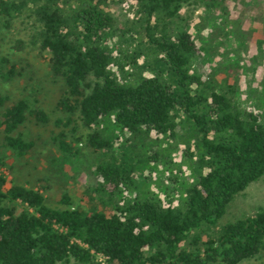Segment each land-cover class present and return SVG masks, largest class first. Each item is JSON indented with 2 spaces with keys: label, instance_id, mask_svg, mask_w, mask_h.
Returning a JSON list of instances; mask_svg holds the SVG:
<instances>
[{
  "label": "trees",
  "instance_id": "trees-1",
  "mask_svg": "<svg viewBox=\"0 0 264 264\" xmlns=\"http://www.w3.org/2000/svg\"><path fill=\"white\" fill-rule=\"evenodd\" d=\"M111 1L0 0V29L15 28L19 20L28 26L27 40H18L19 45L32 44L48 54L49 74L64 91L57 104L63 126L70 125L76 114L83 127L91 128L112 113L115 124L135 138L144 132L172 136L177 113L190 120L200 145L196 180L176 204L140 193L120 199V189L131 182L135 166V153L122 152L118 158L108 154L95 166L93 192L100 209L52 208L45 205L38 188L12 184L4 189L7 159L16 161L32 146L22 134H13L28 115L43 122L46 117L35 109L30 95L6 105L7 98L0 94L5 149L0 150V264H56L69 259L79 264H239L264 253V206L225 223L214 237L203 228L215 226L232 199L264 175L261 115L241 108L233 83L227 81L224 91L207 90V81L190 66L196 43L186 25L191 21L180 16V8L195 1L203 12L214 14L218 3L135 0L138 11L146 15L143 43L155 47L172 81L157 72L125 86L111 75L108 47L115 31L108 9ZM176 21L182 28L169 35L165 30ZM0 61L2 66L7 59ZM14 69L13 64L1 67L0 81L12 80ZM99 137L86 134L87 146L110 150V142ZM53 141L65 157L73 155L72 141L63 131ZM68 201L66 195L59 200L63 205Z\"/></svg>",
  "mask_w": 264,
  "mask_h": 264
},
{
  "label": "rangeland",
  "instance_id": "rangeland-1",
  "mask_svg": "<svg viewBox=\"0 0 264 264\" xmlns=\"http://www.w3.org/2000/svg\"><path fill=\"white\" fill-rule=\"evenodd\" d=\"M215 1L219 10L214 14L203 12L195 1L180 8V16L191 21L186 25L196 43L190 66L207 81V90L224 91L227 81L233 83L235 99L241 108L259 113L264 121V0ZM108 9L115 29L108 47L115 81L133 86L157 72L165 81H172L171 74L162 66L163 61L158 60L160 54L157 56L155 47L143 43L146 15L138 11L135 0H113ZM14 24L15 28L11 25L9 29H0V60L7 59L0 68L15 66L12 80L0 81V94L7 98L6 105L24 95L32 96L35 109L42 111L46 120L37 121L28 115L13 134H22L32 146L16 161L11 157L7 159V167L2 170L6 178L4 189L12 184L38 188L45 205L52 208L100 209L93 192L97 182L95 166L108 154L118 158L122 152L124 156L134 152L132 180L122 186L119 198L140 193L176 204L197 176L194 167L200 145L190 120L177 113L172 136L144 132L135 138L115 124L112 113L102 116L91 128L83 127L76 114L70 125L63 126L60 122L63 113L57 104L64 97V91L61 83H55L49 74L48 54L32 44L20 46L18 40H27L25 29L28 26L20 24L19 20ZM181 28V22L176 21L170 23L165 32L170 35ZM16 41L17 46H14ZM61 131L65 139L72 141L74 150L70 158L61 154L53 141ZM90 133L107 139L110 150H93L87 146L85 138ZM2 140L0 133V150L5 151ZM122 147L131 149L124 151ZM62 195L68 197L69 204L59 202ZM261 206H264V175L237 194L217 224L203 227L204 231L214 237L225 223L252 215ZM13 207L15 212L20 210L17 204ZM56 264L79 263L69 259ZM239 264H264V253Z\"/></svg>",
  "mask_w": 264,
  "mask_h": 264
}]
</instances>
